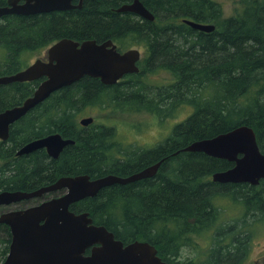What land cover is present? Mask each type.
<instances>
[{"label": "trees", "instance_id": "1", "mask_svg": "<svg viewBox=\"0 0 264 264\" xmlns=\"http://www.w3.org/2000/svg\"><path fill=\"white\" fill-rule=\"evenodd\" d=\"M7 1L0 0V7ZM133 1L84 0L81 8L0 17V77L27 68L34 53L62 39L112 40L121 52L144 51L140 71L128 74L123 84L105 85L85 76L12 125L9 139L0 142V191L31 192L64 176L125 177L161 162L153 177L103 188L71 210L89 213L94 224L125 244L149 242L167 264H244L254 229L264 225V178L258 187L214 182L211 176L233 163L183 149L247 125L264 153V0H242V10L227 19L218 0H141L154 21L118 12ZM183 17L215 30H196ZM160 73L174 75L175 84H159L165 81L158 80ZM41 81L1 84L0 113L21 105ZM90 106L146 108L159 124L170 122L183 108L190 113L155 147L129 151L109 146L115 130L76 121ZM53 133L75 144L57 159L44 149L15 156L26 143ZM222 200L239 213L217 230L222 213L216 205ZM203 235L210 241L203 259H182L184 249L197 252ZM10 240L8 227L0 224V262Z\"/></svg>", "mask_w": 264, "mask_h": 264}, {"label": "water", "instance_id": "2", "mask_svg": "<svg viewBox=\"0 0 264 264\" xmlns=\"http://www.w3.org/2000/svg\"><path fill=\"white\" fill-rule=\"evenodd\" d=\"M83 2L8 0L6 6L0 7V17L66 11L81 8ZM118 12H131L150 21L155 20L154 14L141 0L121 6ZM184 23L201 32L210 33L215 30L211 24H200L188 19ZM140 59L139 49L120 52L112 40L98 43L96 40L79 42L62 39L56 42L46 50V58L36 59L13 75L0 77V85L42 79L31 97L21 105L0 113V139L6 141L12 124L58 90L85 76L100 79L105 85H114L127 74L138 73ZM93 122L92 116L80 120L84 127ZM74 144V140L53 133L26 143L17 155L45 149L51 158L57 159L65 147ZM184 151L200 152L234 163L232 168L214 173V182L257 185L264 177V153L259 147L254 129L247 125L210 139L196 141L184 148ZM160 165L161 162H158L128 177L113 174L98 178L84 174L64 176L33 192H0V206L39 198L52 192L64 193L63 196L38 205L0 215V224L7 225L12 233L9 254L1 264H167L149 242L135 241L125 245L105 226L94 224L89 213L77 214L70 210L71 205L95 197L103 188L151 178L156 175ZM88 249L91 252L85 255Z\"/></svg>", "mask_w": 264, "mask_h": 264}, {"label": "rangeland", "instance_id": "3", "mask_svg": "<svg viewBox=\"0 0 264 264\" xmlns=\"http://www.w3.org/2000/svg\"><path fill=\"white\" fill-rule=\"evenodd\" d=\"M223 8L222 17L230 18L237 12L242 10V0H218ZM45 52L34 53L29 59L30 63L38 58H43ZM158 80H165L167 75H160ZM190 111L186 108L179 110L176 115L170 118V122L163 124L158 123V117L146 108H98L87 107L78 116L76 121L79 123L81 118L94 117L95 124L98 126H106L115 130L114 142L122 148L131 151L134 148L143 145H154L163 140L172 125L183 121ZM37 200L25 201L22 206L35 204ZM218 204L224 206L226 217L235 216L239 213V209L229 201H219ZM3 208H0V211ZM252 248L249 257L244 264H254V259L264 251V225L260 224L254 229ZM210 243L208 236H200L196 243V250L184 249L182 259L199 256L203 259L204 249ZM259 257V256H258ZM197 258V257H196ZM263 262V259L260 260Z\"/></svg>", "mask_w": 264, "mask_h": 264}, {"label": "flooded vegetation", "instance_id": "4", "mask_svg": "<svg viewBox=\"0 0 264 264\" xmlns=\"http://www.w3.org/2000/svg\"><path fill=\"white\" fill-rule=\"evenodd\" d=\"M185 19H187V18H185V17H183V18H181V21L182 20H185ZM191 20H193V19H191ZM201 24V23H200ZM141 51V50H140ZM45 58H46V55L44 56ZM143 58H144V51H141V59H140V61H142L143 60ZM140 61L138 62V66H139V63H140ZM139 69H140V66H139ZM128 75V74H127ZM127 75H125L123 78H121L116 84H123L125 81H126V77H127ZM160 75H167L166 73H160L159 75H158V78H160L161 76ZM168 80H173L172 81V83L171 84H175V77H174V75H167V77H166ZM163 82H167V81H162V82H160L159 84H161V83H163ZM164 86H171L170 84H166V85H164ZM16 123V122H15ZM14 123V124H15ZM14 124H12V125H14ZM93 124H95V119H94V122H93ZM12 125H11V127H12ZM92 125V124H91ZM106 127V126H105ZM111 130H114L113 128H110ZM10 130H11V128H10ZM168 135V134H167ZM10 137V136H9ZM9 139V138H8ZM7 139V140H8ZM6 140V141H7ZM113 140V139H112ZM6 141H3V140H1L0 139V142H6ZM108 143H109V146L110 147H112L113 145L114 146H116L117 144H116V142H114V141H108ZM159 142H157L156 144H154V145H143V146H140V147H137V148H134V149H132V150H134L135 151V149H137V150H146L148 147H155L157 144H158ZM117 146H119V145H117ZM124 149V148H123ZM20 150V149H19ZM19 150H17L16 151V153H15V156H19V155H17V153H18V151ZM45 150V149H44ZM46 151V150H45ZM183 151H184V149H183ZM46 153H47V151H46ZM225 160V159H224ZM233 163V162H232ZM150 166H152V165H149V166H147V167H145L144 169H146V168H148V167H150ZM234 166V163L232 164V167ZM2 167V164L0 163V168ZM232 167H230V168H232ZM229 168V169H230ZM144 169H142V170H144ZM141 170V171H142ZM228 170V169H227ZM225 171V170H224ZM140 172V171H139ZM137 173V172H136ZM133 174H135V173H133ZM133 174H131V175H133ZM113 175H117V174H113ZM117 176H119V175H117ZM130 176V175H129ZM120 177H123V176H120ZM125 177H128V176H125ZM61 178V177H60ZM211 178H212V181H213V175L211 176ZM264 178V177H263ZM263 178H261L260 179V181H259V183L257 184V185H254V186H256V187H258V186H260V184H261V180L263 179ZM53 184V183H52ZM228 184H230V183H228ZM233 184V183H232ZM250 184V183H249ZM251 185H253V184H251ZM42 188V187H41ZM40 189V188H39ZM38 190V189H37ZM4 191H6V190H4ZM14 191H21V190H14ZM34 191H36V190H34ZM0 192H2V191H0ZM31 192H33V191H31ZM63 191H58V192H52V193H48V194H45V195H43L42 197H39V198H33V199H30V200H23V201H21V202H19V203H16V204H12V205H8V206H6V205H1L0 206V208H3L1 211H0V215H2L3 213H5V212H9V211H13V210H23V209H26V208H29V207H32V206H35V205H38V204H40V203H42V202H44V201H47V200H50V199H52V198H56V197H60V196H63ZM31 200H37L36 201V203L35 204H32V205H29V206H22V204L25 202V201H31ZM78 203V202H77ZM74 205V204H73ZM71 207H72V205H71ZM71 207H70V210H71ZM216 207H218L219 208V211H220V214L222 213V216H220L221 218L218 220V222H217V225H216V227H217V230L219 229V228H221V227H223V225H225V224H231L232 223V221H233V217L234 216H228V217H226V215L227 214H225V210H224V206L222 205V204H217L216 205ZM71 211H73V210H71ZM83 213H85V212H83ZM77 214H79V213H77ZM94 222V221H93ZM3 225H5V224H3ZM7 226V225H6ZM8 227V226H7ZM8 229H9V231H10V238H11V240H10V242H9V244H8V252H7V254L5 255V258H4V260L3 261H1L0 262V264L1 263H3L5 260H6V258H7V256H8V254H9V251H10V247H11V243H12V233H11V230H10V228L8 227ZM125 244V243H124ZM126 245V244H125ZM90 252H91V249H88L87 251H86V253H85V255H89L90 254ZM259 256V257H258ZM258 256L254 259V264H264V251L261 253V255H259L258 254ZM261 259H263V262H260V260Z\"/></svg>", "mask_w": 264, "mask_h": 264}]
</instances>
